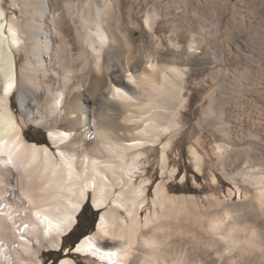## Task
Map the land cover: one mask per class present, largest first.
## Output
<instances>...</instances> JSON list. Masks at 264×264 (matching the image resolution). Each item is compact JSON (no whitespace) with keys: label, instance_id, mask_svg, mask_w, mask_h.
Instances as JSON below:
<instances>
[{"label":"bare ground","instance_id":"obj_1","mask_svg":"<svg viewBox=\"0 0 264 264\" xmlns=\"http://www.w3.org/2000/svg\"><path fill=\"white\" fill-rule=\"evenodd\" d=\"M127 1L21 0L20 19L0 0V264H40L39 232L59 248L91 190L96 208H109L75 251L98 264H264L259 198L186 214L164 180L166 147L143 221L140 164L178 124L191 61L163 57L152 38L137 43ZM205 113L215 115L212 102ZM28 123L49 127L57 153L26 138Z\"/></svg>","mask_w":264,"mask_h":264},{"label":"rangeland","instance_id":"obj_2","mask_svg":"<svg viewBox=\"0 0 264 264\" xmlns=\"http://www.w3.org/2000/svg\"><path fill=\"white\" fill-rule=\"evenodd\" d=\"M2 1L9 18H23L21 0ZM123 8L139 16L131 32L137 43L152 38L163 57L183 56L191 61L185 64L184 101L176 108L178 124L169 130V141L153 145L152 150L144 148L146 161L139 171L149 185L143 221L154 208L155 191L163 180L161 157L165 147L169 164L164 180L171 195L189 202L190 212L184 210L186 214L221 209L252 197L259 198L257 202L264 207V183L257 182L259 178L264 181V0H128ZM17 97L15 93L13 99L18 103ZM211 102L215 115L210 117L205 111ZM49 130L35 123L23 128L28 140L49 144L57 153ZM44 134L46 142H42ZM249 171H256L257 177L248 178ZM93 194L91 190L83 205L88 201L99 220L109 206L96 208ZM39 235L42 243L36 247L40 264H50L49 253L73 239L64 235L58 248L50 246L41 232ZM61 255L79 264H98L91 256L69 247Z\"/></svg>","mask_w":264,"mask_h":264},{"label":"trees","instance_id":"obj_3","mask_svg":"<svg viewBox=\"0 0 264 264\" xmlns=\"http://www.w3.org/2000/svg\"><path fill=\"white\" fill-rule=\"evenodd\" d=\"M42 142H46L45 134L43 136ZM96 214L97 211L93 210L87 201L78 214V220L74 228L67 234V236H65L66 238L73 236V239L68 243L63 241L62 248L59 251H52L49 253L48 257L51 258L50 264H58V261L64 257L61 254L66 247H69L70 249L73 248L77 242H79L84 236L88 235L95 229V224L97 221Z\"/></svg>","mask_w":264,"mask_h":264},{"label":"water","instance_id":"obj_4","mask_svg":"<svg viewBox=\"0 0 264 264\" xmlns=\"http://www.w3.org/2000/svg\"><path fill=\"white\" fill-rule=\"evenodd\" d=\"M78 220V219H77ZM97 221H99V220H97ZM77 222V221H76ZM76 224V223H75ZM75 224L70 228V230L68 231V233L74 228V226H75ZM97 224H98V222H97ZM78 243V242H77ZM77 243H76V245L72 248V250L74 251L75 250V248H76V246H77Z\"/></svg>","mask_w":264,"mask_h":264}]
</instances>
